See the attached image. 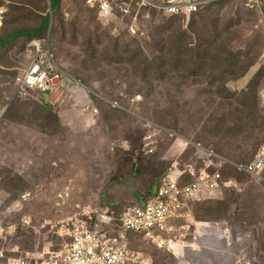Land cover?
<instances>
[{
    "label": "rangeland",
    "instance_id": "rangeland-1",
    "mask_svg": "<svg viewBox=\"0 0 264 264\" xmlns=\"http://www.w3.org/2000/svg\"><path fill=\"white\" fill-rule=\"evenodd\" d=\"M2 4L0 255L42 264L64 243L63 225L107 208L119 216L138 204L107 207L104 194L137 186V177L147 193L180 160L169 139L155 155L137 152L146 126L156 124L226 158L225 184L217 199L191 205L197 223L178 253L140 237H131V246L147 264H264V170L247 175L234 167L264 149V0L259 9L219 0L189 18L150 11L138 22L111 24L81 0H60L54 12L50 0ZM46 11L51 21L43 35L1 43L39 28ZM34 41L55 55V74L81 82L97 116L79 111L82 90L61 106L50 103L49 92L20 95L15 79L32 61Z\"/></svg>",
    "mask_w": 264,
    "mask_h": 264
},
{
    "label": "built area",
    "instance_id": "built-area-1",
    "mask_svg": "<svg viewBox=\"0 0 264 264\" xmlns=\"http://www.w3.org/2000/svg\"><path fill=\"white\" fill-rule=\"evenodd\" d=\"M89 9L97 13L101 22L106 24L138 22L150 11H157L169 17L194 15L203 8L219 0H81ZM248 9H259L263 0H237ZM6 7L0 0V22L6 15ZM34 56L28 67L16 79L21 96L33 92H49L50 103L61 106L70 95L84 89L81 82L70 76L55 74V55L47 47L34 42ZM58 69V68H57ZM57 78V79H54ZM52 80H57L55 85ZM82 88V89H81ZM84 92V90H82ZM85 98V99H83ZM142 98L136 95L134 102ZM78 107L83 114L97 116L99 109L88 100L87 94L82 97ZM119 108L117 102L112 104ZM142 138L140 153L154 155L166 136H176L165 128L151 124ZM180 139V138H179ZM183 144L180 160H175L157 182L156 193L140 204L127 205L119 216L109 208L96 216L82 215L80 221L66 226L63 234L65 241L60 250L54 252L49 260L42 264H147L140 252L130 242L131 237H140L159 251L169 254L178 253L185 242L184 234L196 224L190 215L194 203L212 201L218 198L224 184L219 182L220 170L228 161L222 159L210 148L201 144H192L181 139ZM185 143V144H184ZM192 145L195 152L187 160L185 150ZM193 161V162H192ZM250 175H260L264 170V149L256 159L244 167L237 165ZM213 172H210V169ZM0 258L4 264H30L23 256L5 255Z\"/></svg>",
    "mask_w": 264,
    "mask_h": 264
},
{
    "label": "trees",
    "instance_id": "trees-1",
    "mask_svg": "<svg viewBox=\"0 0 264 264\" xmlns=\"http://www.w3.org/2000/svg\"><path fill=\"white\" fill-rule=\"evenodd\" d=\"M59 6H60V0H50V8H51V10L54 12V11H56L58 8H59ZM88 8V7H87ZM89 9V8H88ZM89 10H91V9H89ZM92 12H94V14L96 15V17H97V19L99 20V18H98V16H97V13L95 12V11H93V10H91ZM201 11V10H200ZM152 13H153V15L154 16H156L157 17V15H159V16H161V17H163L164 19H168V18H170V19H172V18H174V19H176V18H185V17H187V18H189V17H191V16H193V15H182V16H177V17H169V16H167V15H165V14H163V13H158L157 11H151ZM50 21H51V15H50V12L49 11H46L44 14H43V18H42V23H41V25H40V27L39 28H35V29H25V30H20V31H17V32H15L13 35H11L9 38H8V40H6V41H1V43L2 44H5V43H7V42H10L11 41V39L12 38H14V37H16V36H27V37H39V36H41V35H43L44 33H45V31L49 28V26H50ZM35 42V41H34ZM41 94L42 95H45L46 94V92H41ZM47 94H48V92H47ZM46 104V109H47V111H48V109L50 110H52V108H51V105L50 104H48V103H45ZM146 132H147V130H146ZM145 132V133H146ZM144 136V135H143ZM170 137H172L173 139H171ZM143 138V137H142ZM167 139H169V140H171V141H179V139H178V137H176V136H169V137H166L165 138V140H167ZM181 140V139H180ZM142 145V144H141ZM141 147V146H140ZM161 148V146H159V149ZM188 148H190L191 149V152L190 153H188V154H186V157H187V160H189V159H192V156H193V154H194V152H195V148L192 146V145H190V146H188ZM187 148V149H188ZM140 149V148H139ZM211 149V148H210ZM193 162V161H192ZM172 165V164H171ZM171 165H170V167L168 168V169H166V171L163 173V174H165L168 170H170V168H171ZM238 165V164H237ZM236 165V166H237ZM246 164H244V165H239V166H242V167H244ZM236 166H234L235 167V171H238V173H243V174H247L248 175V173H246L245 171H243L242 169H238ZM227 165H224L223 166V168L220 170V174H219V177H218V179H219V182L220 183H223L224 182V174H225V171L227 170ZM162 174V175H163ZM224 184H225V182H224ZM223 184V185H224ZM150 191V190H149ZM147 192L148 193V197H150L152 194H151V191L150 192ZM146 193V194H147ZM207 202H211L210 200L209 201H206V202H202V203H207ZM202 203H196V204H202ZM139 252V251H138Z\"/></svg>",
    "mask_w": 264,
    "mask_h": 264
},
{
    "label": "crops",
    "instance_id": "crops-1",
    "mask_svg": "<svg viewBox=\"0 0 264 264\" xmlns=\"http://www.w3.org/2000/svg\"><path fill=\"white\" fill-rule=\"evenodd\" d=\"M48 99H50V98H48ZM166 137H169V136H166ZM170 138L173 139L172 137H170ZM170 148H173L175 153H179V152H182L183 151V148L184 147H183V144H180V139H179V141H175V140L174 141H171ZM137 152L140 153L139 150ZM149 156H151V155H149ZM163 175H161V176H159V177H157L155 179V181L153 183V186L158 182V180ZM126 176H129V175L128 174L125 175V179H126ZM139 179H140V177H137V179H136V181L138 182L137 186L135 184H133V183L132 184H129L128 186H126L127 189H124L119 194H115L114 195V193H108L106 191L105 195H106L107 199L104 197L105 198L104 200L106 202V206L107 207H110V206L113 207L117 203L123 204V203H136V202H138V204H139V199L136 196V193H139L144 198V200H146L148 198V193L146 194L144 192V183L142 182V184H141V180H139ZM153 186L150 188L151 194H152V188H153Z\"/></svg>",
    "mask_w": 264,
    "mask_h": 264
},
{
    "label": "water",
    "instance_id": "water-1",
    "mask_svg": "<svg viewBox=\"0 0 264 264\" xmlns=\"http://www.w3.org/2000/svg\"><path fill=\"white\" fill-rule=\"evenodd\" d=\"M54 79H57V78H54ZM52 81H54V80H52ZM56 82L58 83V81L56 80ZM49 83H53V82H49ZM156 188H157V183L153 186V188H152V195H154L155 193H156ZM136 196L138 197V199H139V204L141 205V206H145V200H144V198L139 194V193H136ZM104 197L107 199V197H106V195L104 194ZM117 204H119V203H117ZM116 205V204H115ZM111 207V206H110Z\"/></svg>",
    "mask_w": 264,
    "mask_h": 264
}]
</instances>
